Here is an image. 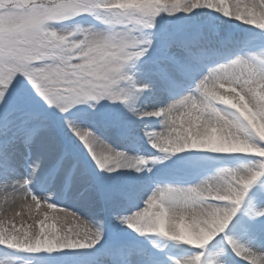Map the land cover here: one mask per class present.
<instances>
[{
	"label": "snow or ice",
	"instance_id": "snow-or-ice-1",
	"mask_svg": "<svg viewBox=\"0 0 264 264\" xmlns=\"http://www.w3.org/2000/svg\"><path fill=\"white\" fill-rule=\"evenodd\" d=\"M0 264H264V0H0Z\"/></svg>",
	"mask_w": 264,
	"mask_h": 264
},
{
	"label": "bare ground",
	"instance_id": "bare-ground-1",
	"mask_svg": "<svg viewBox=\"0 0 264 264\" xmlns=\"http://www.w3.org/2000/svg\"><path fill=\"white\" fill-rule=\"evenodd\" d=\"M8 203H5V197L3 194H0V207L3 209L4 212H8L11 214V211L15 209L16 211H20V208L18 206V203L16 205H13L11 203V198H8Z\"/></svg>",
	"mask_w": 264,
	"mask_h": 264
},
{
	"label": "rangeland",
	"instance_id": "rangeland-1",
	"mask_svg": "<svg viewBox=\"0 0 264 264\" xmlns=\"http://www.w3.org/2000/svg\"><path fill=\"white\" fill-rule=\"evenodd\" d=\"M18 211V210H17ZM4 213V211H3V209H1V207H0V214H3ZM10 214V213H9Z\"/></svg>",
	"mask_w": 264,
	"mask_h": 264
}]
</instances>
